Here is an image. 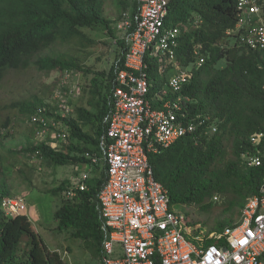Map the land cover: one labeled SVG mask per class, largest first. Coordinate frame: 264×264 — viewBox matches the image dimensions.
<instances>
[{
  "label": "trees",
  "instance_id": "1",
  "mask_svg": "<svg viewBox=\"0 0 264 264\" xmlns=\"http://www.w3.org/2000/svg\"><path fill=\"white\" fill-rule=\"evenodd\" d=\"M118 16L137 12V0H117ZM264 7V4H263ZM237 0H169L166 26L179 27L175 59L146 55V75L151 82L148 97L153 107L163 101L159 92L176 67L187 68L190 76L183 93L190 98L181 113L202 116L216 127L210 134L184 135L166 148L149 154L155 178L163 185L171 206H194L206 216L196 220L185 212L189 225L206 233L236 225L249 196L258 193L264 177L263 166H247L243 155L264 149L250 134L264 128V49H251L237 42L227 31L237 20ZM111 19L104 14V0H0V83L8 72L21 70L31 63L44 70L90 71L74 57L57 54L32 57L55 42L83 38L81 28L101 26L114 35ZM116 57L108 70L93 73L83 87L86 104H72L68 141L54 149L44 141L29 145L28 151L55 164L91 163L100 156L99 139L105 132L103 121L109 109L110 93L115 85V64L123 67L127 45L116 38ZM203 58L198 65L197 59ZM174 73H169V70ZM163 97V96H162ZM171 98L168 95L163 99ZM45 101L27 106L30 114ZM5 125V123H4ZM106 179L105 164L99 175L86 180V189L73 199L63 196L69 184L62 181L49 192L61 194L54 211L59 230H71L82 246L99 257L103 238L97 194ZM12 195L6 171L0 168V202ZM218 196L220 197L217 205ZM212 241L208 239L207 243ZM0 264H68L55 250L49 249L33 231L26 214L8 216L0 208Z\"/></svg>",
  "mask_w": 264,
  "mask_h": 264
},
{
  "label": "built area",
  "instance_id": "2",
  "mask_svg": "<svg viewBox=\"0 0 264 264\" xmlns=\"http://www.w3.org/2000/svg\"><path fill=\"white\" fill-rule=\"evenodd\" d=\"M168 1L137 0V12L132 16L129 10L123 11L113 25L127 50L123 67L115 64V85L103 118L106 128L99 139L101 154L91 156V163L102 162L106 172L97 194L103 234L99 264H264V177L258 193L244 203L236 225L206 233L199 224L192 228L186 213L170 205L165 188L154 176L149 154L181 136L216 130L206 124L205 117L181 113L190 101L182 92L190 74L178 66L154 94L161 95L160 106L153 107L148 97L146 55L174 60L181 32L165 24ZM263 4L264 0H237V20L227 31L251 49H264ZM202 62L199 57L197 64ZM72 73L64 70L52 97L28 116L35 136L54 149L68 141ZM168 95L172 97L163 99ZM263 139L264 128L249 136L254 146ZM243 158L247 166H263L264 149L256 148ZM79 165L82 169L62 192L67 199L86 189L92 165ZM0 208L8 216L25 214V198L5 196ZM208 239L212 241L207 243Z\"/></svg>",
  "mask_w": 264,
  "mask_h": 264
},
{
  "label": "rangeland",
  "instance_id": "3",
  "mask_svg": "<svg viewBox=\"0 0 264 264\" xmlns=\"http://www.w3.org/2000/svg\"><path fill=\"white\" fill-rule=\"evenodd\" d=\"M104 14L111 19L114 35H110L101 26L83 27V38L68 42H55L50 47L37 53L38 57L63 54L74 57L90 73L74 70L70 76L72 87L70 101L72 104H86L88 94L83 87L95 71L108 70L116 57L115 39L121 33L113 28L118 16L117 0H104ZM187 71V68L178 67ZM175 70V69H174ZM61 71L44 70L31 63L21 70L8 72L0 83V168L5 169L12 195L25 198V214L30 219L33 231L51 250L57 251L68 264H99V257L82 246L81 239L71 236V230H59L54 211L60 204L61 194L49 190L62 181L70 183L82 166L55 164L28 151H20L26 146L37 144L40 139L35 136L34 127L28 123L26 108L35 100L46 101L52 97L61 82ZM169 73H174L171 69ZM158 81L155 83V92ZM5 123V125H4ZM102 162L91 168L90 174H100ZM220 197L218 196L217 205ZM176 209L189 212L196 220L212 217L206 216L194 206H175ZM66 251V254L64 253Z\"/></svg>",
  "mask_w": 264,
  "mask_h": 264
},
{
  "label": "crops",
  "instance_id": "4",
  "mask_svg": "<svg viewBox=\"0 0 264 264\" xmlns=\"http://www.w3.org/2000/svg\"><path fill=\"white\" fill-rule=\"evenodd\" d=\"M90 176H92V175L90 174Z\"/></svg>",
  "mask_w": 264,
  "mask_h": 264
}]
</instances>
